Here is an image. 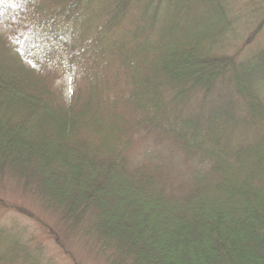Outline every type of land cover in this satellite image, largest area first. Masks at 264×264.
<instances>
[{"label":"trees","instance_id":"16d2710c","mask_svg":"<svg viewBox=\"0 0 264 264\" xmlns=\"http://www.w3.org/2000/svg\"><path fill=\"white\" fill-rule=\"evenodd\" d=\"M53 247L264 264V0H0V264Z\"/></svg>","mask_w":264,"mask_h":264},{"label":"rangeland","instance_id":"374dc122","mask_svg":"<svg viewBox=\"0 0 264 264\" xmlns=\"http://www.w3.org/2000/svg\"><path fill=\"white\" fill-rule=\"evenodd\" d=\"M233 1L234 0H227V3H232ZM235 1H239V0H235ZM193 14H194V12H192V15ZM196 20L198 22V19H196ZM199 24H204L205 27L211 26L210 23H199ZM188 27H189V25H188ZM198 32H196V33H198ZM48 254H53V256L56 257L55 258L56 264H73V262L68 257H66L57 247H53L52 250L48 251ZM34 262L35 261L29 262V264H34Z\"/></svg>","mask_w":264,"mask_h":264}]
</instances>
